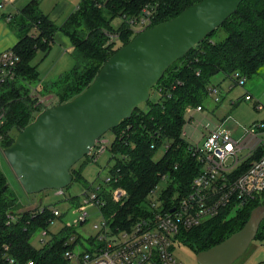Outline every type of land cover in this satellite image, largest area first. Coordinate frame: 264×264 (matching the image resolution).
Wrapping results in <instances>:
<instances>
[{"label": "trees", "instance_id": "16d2710c", "mask_svg": "<svg viewBox=\"0 0 264 264\" xmlns=\"http://www.w3.org/2000/svg\"><path fill=\"white\" fill-rule=\"evenodd\" d=\"M149 1L156 2L155 25L174 18L202 0H82L79 8L60 28L72 40L77 64L71 72L47 88L52 98L58 99L55 104L71 99L61 98L60 93L73 92L77 95L90 84L106 58L117 50H112L114 42L106 45L109 40L106 30L118 32L116 39L120 43L123 42L121 36L128 41L133 34L125 19L138 16L144 4H149ZM35 5V2L31 3L25 13L37 32L21 36L12 48L19 57L16 80L2 88L3 92L0 93L1 148L12 142L13 131L21 130L39 112L38 94L28 86L36 73L28 62L36 49L46 47L57 28L38 12ZM109 14L110 20L115 17L124 18L117 29L105 17ZM219 28L225 32L223 40L212 39L216 29L188 50L178 60L179 64L175 62L170 65L151 89L150 96L154 90L161 89L157 99L152 101L149 97L142 104L143 107L137 106L129 118L109 130L114 137L108 147L109 159L113 161L109 172H117L120 178L117 183L103 189L101 196L106 203L101 215L112 227L128 229L139 217L145 216V200L162 173H170L172 181L165 196H181L186 191L199 167L181 138L185 108L204 106L208 99L207 86L216 74L231 77L234 72H238L247 78L264 64V0H243L237 11ZM126 43L121 44L124 46ZM55 88L58 92L54 91ZM121 131L124 132L122 137ZM161 148H164L163 154L154 159ZM83 159L89 161L90 158L85 155ZM70 173L72 179L78 178L79 173L73 167ZM117 189L123 191L120 199L114 197L113 192ZM262 203L264 192L233 213L224 210L215 218L181 231L176 239L180 245L186 241L184 244L195 249L196 253L205 250L239 230L250 211ZM20 210L21 205L0 170V244H11L13 251L20 253L24 259L32 257L38 264H62L60 252L63 239L54 240L52 248L35 249L29 244L31 230L46 226L51 216L48 208L35 218H31L27 211H22L15 223L6 225V214H18ZM263 230L264 219L255 240L260 239Z\"/></svg>", "mask_w": 264, "mask_h": 264}, {"label": "built area", "instance_id": "2783aa9c", "mask_svg": "<svg viewBox=\"0 0 264 264\" xmlns=\"http://www.w3.org/2000/svg\"><path fill=\"white\" fill-rule=\"evenodd\" d=\"M155 9L154 5H148L140 17L127 20L133 35L151 26ZM18 62L19 57L13 49L0 51V89L16 80ZM231 77L235 85L243 86L246 81L238 72ZM160 92V88L154 90L155 95ZM207 95L215 104H220L223 99L220 87L215 84L207 86ZM243 99L251 101L252 96L244 94ZM231 104L234 102L231 101ZM258 105L255 102V107ZM226 122V118L209 119L202 105L185 108L181 138L198 165V171L181 196L164 195L172 182L171 175L160 174L158 183L145 200V216L139 217L128 229L112 227L101 215L100 225H94L97 229L95 236L88 238V246H85L82 240L67 231L65 224L56 225L55 219L61 213L48 205L20 210L18 214L7 213L5 223H15L22 211L35 218L47 207L51 216L45 227L31 230L29 244L35 249L52 248L54 240L63 239L60 252L62 264H178L173 253L175 246L180 245L176 237L181 231L217 217L224 210L234 212L264 192V124L253 122L234 136L226 128ZM186 125L191 128L189 136ZM123 135L121 131L120 136ZM104 143L105 140L99 138L90 148L87 154L90 161H97L106 149ZM119 178L117 172H109L102 183L89 184L80 196V205L91 203L101 214L106 203L101 196L103 189L117 183ZM160 183H163L162 187H159ZM113 193L115 199L123 196L121 189ZM87 217V213L81 211L76 221L83 224ZM260 240L264 242V230ZM0 264L38 263L32 257L24 259L20 253L13 251L11 244L1 243Z\"/></svg>", "mask_w": 264, "mask_h": 264}, {"label": "water", "instance_id": "95a60500", "mask_svg": "<svg viewBox=\"0 0 264 264\" xmlns=\"http://www.w3.org/2000/svg\"><path fill=\"white\" fill-rule=\"evenodd\" d=\"M242 1L202 0L143 30L104 61L81 93L39 112L1 151L23 191L68 186L70 168L104 133L148 101L164 71L234 14ZM263 219L264 203L250 211L239 230L197 252V263L232 264L254 240Z\"/></svg>", "mask_w": 264, "mask_h": 264}, {"label": "rangeland", "instance_id": "374dc122", "mask_svg": "<svg viewBox=\"0 0 264 264\" xmlns=\"http://www.w3.org/2000/svg\"><path fill=\"white\" fill-rule=\"evenodd\" d=\"M154 3L152 1H149V4L147 3L144 4L145 6L142 7L138 16L126 18L125 22L127 23V25H129L127 20L140 17L142 10L146 6L153 4L155 8H157L156 2ZM155 11L157 13L156 9ZM156 13L150 27L154 26ZM106 16L107 19L109 20L111 19L110 14H109L110 17L108 15H105V17ZM123 20L124 18L122 17L121 18L115 17L114 19L110 20L111 26L117 29L116 27H118ZM216 29L217 31L214 33V35H212V39L215 41L223 40L225 37V32L219 27ZM106 32L109 37V40L106 43V45H109L112 42H114L113 43L114 45H112V50H116V49L119 50L121 47H123L122 45L123 42L124 43L129 42L135 36L133 35L128 41L125 39L124 36H121V39L123 41L121 42L122 43L121 44L119 40L116 39V35L118 32H111L110 30H106ZM178 60L174 61L173 63L177 62V64H179ZM222 76L223 75L221 73H218L211 78L210 84H216L217 82H221L223 79V81L220 84V89L222 92L223 99L221 101L222 104L221 105L219 104L220 105V106L218 105L219 107L217 106L215 114L211 113V109L215 107L214 106L215 103L211 99H207L204 102V107L206 108L208 118L212 120L226 118L227 119L226 128L229 129V131L234 136H238L239 132L243 127H247L253 122H262L264 124V64L258 69L256 73L246 78V81L243 86L235 85L232 77L223 76L224 77L223 78ZM54 91L58 92L57 88H55ZM1 92H3L2 89L0 90V93ZM244 94H250L252 96V100L245 101L243 99ZM73 95L74 93L71 92V93H60L59 96L65 99L71 97L72 99L73 97L76 96ZM36 97L37 98L39 97L37 103V105L39 106L38 108L39 112H41L43 109L47 107L57 105L55 104V102L58 101V99L52 98L49 91ZM46 97H48V99H46ZM156 99H157V95L151 92L150 100L155 101ZM231 101H233L234 104H231ZM255 102H258L259 104L258 107H255ZM140 107H143V105L140 104ZM39 112H37L35 116ZM1 115L2 114H0V116ZM197 117L200 118L199 115H197ZM186 132L188 133V136L189 134H191V128L187 125H186ZM17 133H18L17 131H13L11 133L12 142ZM262 137L264 138V133H262ZM101 138L102 140H105L104 145L106 146V149L104 150V152L100 154L96 162L90 160L84 161V159L83 160L80 159L77 163H75L72 167L76 172L79 173V175H77L78 178L72 179L70 184L64 187L62 190H60V192L55 189H45L38 193H32V194L25 193L21 188L13 171L11 170L9 164L7 163V161L5 160V158L1 153L3 148L0 147V170L6 179L9 189L14 193V195L17 198V201L20 203L21 210H28L32 207L34 208L37 205H45V206L48 205L49 207L52 206L58 209L61 213V216L55 219L56 225L59 226L61 224H65L67 226V231L70 232V234L73 237L82 240V244L85 246H88L86 242L87 239L95 236L97 229L94 227V225H100L102 217L100 212L97 210V208L91 203L80 205L81 204L80 196L86 190L87 185L92 183L93 184L102 183L105 177L109 174L110 167L113 165V161L109 159L110 154L108 151L109 144L114 138L113 134L111 131H107L106 133L103 134ZM163 152H164V148H161L156 153L154 159H158L163 154ZM160 186L162 187L163 183H160L159 187ZM81 211H85L88 215L86 222L83 224H79L76 221L77 216ZM255 239L256 236L254 240L251 241L245 253L241 255L239 258H237L232 264H264V242H261L260 239L259 240H255ZM184 243L182 242V245H176L174 248L173 254L177 263L198 264L196 261L195 249H191L190 247H188V245L186 246V244Z\"/></svg>", "mask_w": 264, "mask_h": 264}, {"label": "crops", "instance_id": "0c3cea01", "mask_svg": "<svg viewBox=\"0 0 264 264\" xmlns=\"http://www.w3.org/2000/svg\"><path fill=\"white\" fill-rule=\"evenodd\" d=\"M33 2L36 3L38 12L57 28L46 47L36 49L28 62L36 73V77L28 86L35 89L39 96L46 93L47 88L53 86L61 77L71 72L77 64L72 40L60 28L79 8L82 0H0V51L12 49L25 34H36L35 26L25 13L26 8ZM221 82L215 85L220 87ZM218 105L214 104L211 113L215 114Z\"/></svg>", "mask_w": 264, "mask_h": 264}]
</instances>
